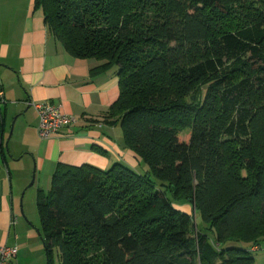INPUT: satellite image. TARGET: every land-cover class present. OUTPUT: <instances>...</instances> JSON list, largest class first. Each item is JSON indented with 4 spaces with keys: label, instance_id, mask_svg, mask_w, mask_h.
Here are the masks:
<instances>
[{
    "label": "trees",
    "instance_id": "obj_1",
    "mask_svg": "<svg viewBox=\"0 0 264 264\" xmlns=\"http://www.w3.org/2000/svg\"><path fill=\"white\" fill-rule=\"evenodd\" d=\"M35 5L69 55L102 63L92 74L116 68L105 118L139 166L57 164L37 194L48 264L54 249L60 264H253L264 247V0Z\"/></svg>",
    "mask_w": 264,
    "mask_h": 264
},
{
    "label": "crops",
    "instance_id": "obj_2",
    "mask_svg": "<svg viewBox=\"0 0 264 264\" xmlns=\"http://www.w3.org/2000/svg\"><path fill=\"white\" fill-rule=\"evenodd\" d=\"M101 64L69 55L49 32L35 0H0V245L18 248L14 264H40L31 259L40 245L17 217L20 191L33 175L38 194L50 189L58 163L102 170L124 163L139 169L120 126L105 118L119 86L116 68L91 73ZM34 102L59 108L75 124L40 139ZM253 264H264V253L254 255Z\"/></svg>",
    "mask_w": 264,
    "mask_h": 264
},
{
    "label": "built area",
    "instance_id": "obj_3",
    "mask_svg": "<svg viewBox=\"0 0 264 264\" xmlns=\"http://www.w3.org/2000/svg\"><path fill=\"white\" fill-rule=\"evenodd\" d=\"M0 102H4V91L0 80ZM37 115V135L40 139H49L75 124V119L63 114L59 108L48 103H32ZM18 255L16 246L0 245V264H14Z\"/></svg>",
    "mask_w": 264,
    "mask_h": 264
},
{
    "label": "rangeland",
    "instance_id": "obj_4",
    "mask_svg": "<svg viewBox=\"0 0 264 264\" xmlns=\"http://www.w3.org/2000/svg\"><path fill=\"white\" fill-rule=\"evenodd\" d=\"M32 181V180H31ZM29 182L28 185H26L21 191L19 195V200L17 202L18 207V220L24 223L27 227H30L32 231V236L36 239L37 245H40V248H37L39 252H36V255L31 256V259H34L37 261V259L40 261V264H48L47 258H46V252L43 246V243L41 241V238L39 236V233L42 231V225H41V217L39 214L38 209V201H37V193L35 191L34 186H30ZM176 207L184 210L186 212H191L190 207L185 205L176 204ZM20 209H22V212H20ZM192 213V212H191ZM193 214V213H192ZM258 253H264V247L261 248V250L254 253V255ZM51 264H60V258L57 253V251L54 249L51 254ZM36 262V263H39Z\"/></svg>",
    "mask_w": 264,
    "mask_h": 264
},
{
    "label": "water",
    "instance_id": "obj_5",
    "mask_svg": "<svg viewBox=\"0 0 264 264\" xmlns=\"http://www.w3.org/2000/svg\"><path fill=\"white\" fill-rule=\"evenodd\" d=\"M33 180H34V175H33V177H32V181H31V183H30V186L33 184ZM193 211H194V207H193ZM21 213H23L22 210H21Z\"/></svg>",
    "mask_w": 264,
    "mask_h": 264
}]
</instances>
